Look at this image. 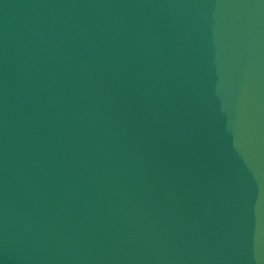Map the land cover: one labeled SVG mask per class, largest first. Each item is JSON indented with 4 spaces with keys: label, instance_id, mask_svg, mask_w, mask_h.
<instances>
[{
    "label": "water",
    "instance_id": "obj_1",
    "mask_svg": "<svg viewBox=\"0 0 264 264\" xmlns=\"http://www.w3.org/2000/svg\"><path fill=\"white\" fill-rule=\"evenodd\" d=\"M0 264H264V0H0Z\"/></svg>",
    "mask_w": 264,
    "mask_h": 264
}]
</instances>
